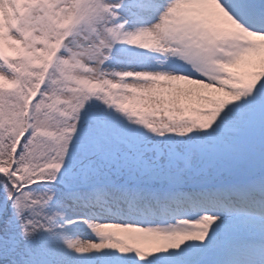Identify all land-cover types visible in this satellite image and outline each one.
<instances>
[{
    "label": "snow or ice",
    "instance_id": "obj_1",
    "mask_svg": "<svg viewBox=\"0 0 264 264\" xmlns=\"http://www.w3.org/2000/svg\"><path fill=\"white\" fill-rule=\"evenodd\" d=\"M0 264H264V0H0Z\"/></svg>",
    "mask_w": 264,
    "mask_h": 264
},
{
    "label": "trees",
    "instance_id": "obj_2",
    "mask_svg": "<svg viewBox=\"0 0 264 264\" xmlns=\"http://www.w3.org/2000/svg\"><path fill=\"white\" fill-rule=\"evenodd\" d=\"M8 50H9V56H14L15 55V52H14V50L13 49H11L10 47L8 48Z\"/></svg>",
    "mask_w": 264,
    "mask_h": 264
},
{
    "label": "rangeland",
    "instance_id": "obj_3",
    "mask_svg": "<svg viewBox=\"0 0 264 264\" xmlns=\"http://www.w3.org/2000/svg\"><path fill=\"white\" fill-rule=\"evenodd\" d=\"M8 48H9V46H8V44L6 43V44H5V53H6V54H9V50H8Z\"/></svg>",
    "mask_w": 264,
    "mask_h": 264
}]
</instances>
